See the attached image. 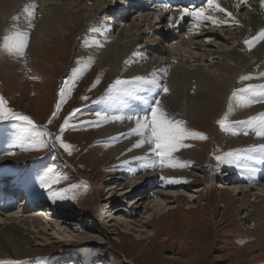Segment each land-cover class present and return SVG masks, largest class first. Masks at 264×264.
<instances>
[{
    "label": "bare ground",
    "instance_id": "1",
    "mask_svg": "<svg viewBox=\"0 0 264 264\" xmlns=\"http://www.w3.org/2000/svg\"><path fill=\"white\" fill-rule=\"evenodd\" d=\"M119 1L124 2L122 5H128L126 12H122L120 15L112 12V9L118 5L116 0H0V27L4 26V36H6L5 34L10 36L15 31L26 32L28 36L32 34L28 49H34L35 52L42 48V45L44 47L46 44H58L60 39L69 38L76 31L82 30L81 32H84L86 37L81 38L77 45L81 46V43L85 42L84 44L89 46L85 55L92 57L102 72L107 70L104 73L110 77L113 78L118 75L123 80L142 76L146 81L158 82L129 84L127 89L132 92L131 96L121 95L111 99H102L105 97L103 96L98 100L97 107L103 108L104 112L117 114L146 112L152 98L160 93L163 104L169 113L181 120L187 118L196 126L207 120L215 119L222 101L228 99L232 100V102L230 101L231 105L241 109L244 120L251 116L257 115L256 117H258L264 114V102L240 106L242 100L258 98L259 92L249 93L247 98L246 93L239 95L240 93L236 92L239 93L236 95L238 97H233L241 76L250 75L254 77V79L242 81L241 84L247 82V85H264V77L260 76V73H264V42L255 44L251 50L248 46L251 38L261 29H264V7L261 6L260 0H245L243 4H240V0H218L221 7L231 12L239 24L232 26L229 21V24L213 25L209 22L195 29L192 28L194 21L191 17L185 16L178 23L174 20L171 25L169 17L178 20L180 9L200 7L205 1L200 5H182L177 2L172 8H167L163 4L142 6L141 3L138 6H133L135 0ZM25 8L29 11L34 10L31 27H29V18ZM206 14L219 21L229 20L223 12L209 11ZM114 26L116 27L114 28ZM161 42L165 43L163 48L158 47ZM17 58L19 59V57ZM30 59L32 61V58ZM18 63L20 65L19 61ZM18 69L20 67L16 66L15 70ZM15 70L12 72L13 74L9 73L8 76L16 75ZM164 86L169 89L167 94L162 92ZM104 124L107 127L104 128L103 126V129L95 132L94 139L109 144L107 149L113 159L118 158L119 160L122 155L127 154L124 160L120 161L123 163L122 169L125 178L118 177V182L113 186L106 185L103 188L106 195L105 199H111L112 193L117 195L118 199H126L131 193L136 194V196L130 200L131 206L128 207L130 210L133 209V213L126 211V209L108 206L109 203H107L104 212L97 221L101 225H105L104 227L108 225L110 227L117 226L119 229L122 227V231L124 227L129 228L131 222L133 225L135 224V227L140 225V228L147 226L155 228L154 225L162 222L163 217L161 216L164 214L171 216L172 210L174 212V210L181 209L180 203L185 201L186 197L180 191L169 193L164 191L168 186L180 185L182 183L181 177L189 173L181 167L172 169L171 167H169L170 169L164 167L162 169L156 167L158 164L155 167L151 165L145 167L144 159L155 160V157L148 156L147 145L140 149H131V145L138 139L135 136H128L129 129L134 124L130 125L127 120L124 122L105 121ZM117 128L118 131H116ZM256 130L255 128V132ZM246 140L249 142L246 147L247 152L244 150L239 152L243 153L242 162L251 166L255 171L250 172L239 166L234 165L232 167L226 164L223 166L224 170L220 172V174L222 173L221 176L217 177L219 181L208 178L205 183L203 182L206 185H201L206 188L208 182L212 181L214 187H211L210 190H216V188L219 191L223 190L219 193L218 199L221 207L225 210L223 213L227 212L230 207H234L232 204L238 202V209L244 213L239 223L242 225L243 221L247 222L250 227L245 231L251 230L255 235H261L264 233V150L259 149L258 146L264 144V138H258L255 133H250ZM233 146L240 147L241 145L236 141ZM175 155L176 157L179 156ZM138 175H141L140 179H137ZM192 176L196 180L204 178L200 177L201 175L196 176V174ZM169 180L175 182H168ZM243 180L245 184L240 183ZM33 183V178L24 177L23 186H16L14 193L18 192L23 198V202L19 203L21 206L17 205L18 207L16 204L10 205L11 199L7 198L8 191L6 189L0 192V200L6 202L5 207L0 209V262L2 264L6 263V261L4 262L5 257L14 248L22 250L23 247H32L30 244L32 237L40 236L43 242L53 240L57 243L62 239L61 232L66 230L61 228L62 224L64 227L68 224L65 214H61L56 220L50 216H43V214L52 215L55 212L54 207L44 204V207H41L39 211H34L33 214H30V211H24L25 200L32 198ZM4 184H7V181ZM151 189H153L152 193L150 192ZM227 189L233 193L235 198H226L227 192L224 190ZM252 190L257 191V193L250 195ZM201 191L203 190L194 189L190 193L197 194ZM189 197L195 198L191 195ZM250 197H254L253 200L249 201ZM40 198L42 199V197ZM41 199L38 197L42 204ZM197 199L198 197H196ZM145 200H148V205L143 207L142 221H133V214L138 213ZM255 200L257 202L254 204ZM225 201L228 205L225 204ZM49 203L52 206V203ZM188 207L185 210L190 213L202 209L195 203ZM249 207L252 208L251 213L247 211ZM9 211L11 214L8 213ZM156 213L161 218L154 222V214ZM255 217L256 221H254ZM115 219L118 221L116 224L114 223ZM79 226L83 227L76 224L74 229L77 231L86 230ZM72 229V227H68L67 232L73 231ZM191 229L193 227H189L187 232L183 231L188 234ZM49 232L51 234H48ZM99 232V230L94 233L87 232L80 239L83 241L97 240L99 236L95 234H100ZM65 236L69 237V235ZM29 250L27 252L35 253ZM23 255H27V253H23ZM9 257L19 258L12 255ZM169 258L172 259V257ZM129 264L133 263L130 262Z\"/></svg>",
    "mask_w": 264,
    "mask_h": 264
},
{
    "label": "rangeland",
    "instance_id": "2",
    "mask_svg": "<svg viewBox=\"0 0 264 264\" xmlns=\"http://www.w3.org/2000/svg\"><path fill=\"white\" fill-rule=\"evenodd\" d=\"M116 1L118 5L124 3ZM3 31L4 26L0 27V97L5 102L3 108L8 118L0 120V175L4 179L2 182L13 180L9 187L15 188L18 185L23 186L24 177L33 178L31 197H39V199L42 197L41 207H44V204L53 207L49 205L51 202L52 205L59 207V212L65 214L68 219V224L65 227L64 224L61 225V228L66 230L61 232L60 242L56 243L53 240L43 242L40 236L32 237V243H30L32 247H23L22 250L14 248L5 257V264H129L130 262L133 264H264V233L255 235L251 230L245 231L250 226L245 221L242 225L239 223L244 213L238 209V202L232 204L234 207H230L227 212L223 213L225 210L218 202L219 193L223 190L219 191L218 188L210 190L211 187H214L212 181L208 182L206 188L201 185L208 178H215L218 165H229L225 162H217L216 156H223L230 151L244 150L247 152L246 147L249 142L246 137L250 133H255V128L246 121L257 115L244 120L241 109L231 105L232 100L228 99L222 101L217 117L211 121L207 120L196 126L187 118H183L188 129L206 134L207 139L188 140L186 143L190 147L176 153L179 156L174 162L188 165L187 169L186 167L182 169H185L189 174L181 177L180 185L168 186L164 192L180 191L186 197V200L180 203L181 209L174 210V212L172 210L171 216L166 214L161 216L163 217L162 222L154 225L155 228L151 226L140 228V225H136V227L138 226L136 228L135 224H132L133 222L130 223L129 228L124 227L123 231L122 227L120 229L117 226L104 227L105 225L94 222L91 214L96 213L100 208L105 210L104 207L107 203H109L108 206L126 209L133 213V209L130 210L128 207L131 206L130 200L136 196L131 193L132 196L130 194L126 199H118L117 195L112 193L111 199H105L103 188L106 185L113 186L118 182V177L125 178L122 169L123 163L120 161L124 160L127 154L122 155L119 160L118 158L113 159L107 149L109 144L94 139L95 132L103 129V126L107 127L104 122L99 125L95 123L98 119L95 113L104 112L103 108L97 107L98 102L96 101L105 96L110 84L116 79L123 80V78L118 75L110 77L104 73L107 70L102 72L96 66L95 60L89 55H85L89 46L84 44L85 42L81 43V46L77 45L81 38L86 37L84 32H81L82 30L76 31L69 38L60 39L58 44H46L44 47L42 45L43 49L40 48L37 52L34 49H28L32 37L30 34L23 59L8 54L3 47ZM164 44L161 42L158 47L163 48ZM37 59L38 61H36ZM18 61L20 65H18ZM16 66L20 67L17 71L15 70ZM79 69H84V71H79ZM14 70L16 75L8 76L9 73L13 74ZM66 78L68 83L64 85L62 82ZM97 80L99 82L95 83V87H93V83ZM241 83L243 82L240 79L235 90L240 93L239 95L244 93L243 89L247 85V82ZM62 86L65 88L64 94L58 96V89ZM248 94L246 93V98ZM82 97L88 99L85 100ZM236 97L238 96L234 98ZM58 102L61 103L59 110L55 107ZM74 109H79V112L69 121V124L76 127H73V130L70 128L62 135L64 137L68 133L74 141V144L67 142L71 145V154H68L59 147L58 143L55 144L54 137L60 134V125ZM54 112H56L55 118L49 122L52 120ZM13 114L29 116L34 121L36 131L29 133L32 126L12 118ZM218 120H224L230 127L222 130L217 123ZM36 132L51 133L52 136L42 137L45 143L41 145L33 139ZM245 132L248 134L245 135ZM236 141L241 145L240 147L233 146ZM234 165L233 163L229 166L233 167ZM156 167L164 168L159 164ZM49 168L53 169L50 174H48ZM223 169L222 167L221 171ZM45 174L51 177L49 181L51 191L40 185L41 177H44ZM195 174L204 178L196 180L192 176ZM140 178L141 175H138L137 179ZM191 179L195 181L190 182ZM215 180L219 181L217 178ZM52 181H58V183H52ZM240 183L245 184V181ZM194 189L203 191L197 194L190 193ZM52 192L62 194L63 198L55 201L50 200L49 195ZM150 192L152 193L153 189ZM224 192H227L226 198H235L229 189ZM256 193L257 191L252 190L250 195ZM190 195L195 198L191 199ZM196 197H198L197 200ZM253 198L250 197L249 201ZM21 201L20 199L15 200L16 206H21L19 204ZM255 202L257 200L254 201V204ZM192 203L199 205V208L202 207V209L194 210L192 213L187 212L185 209L188 206L191 207ZM225 204L228 205L226 201ZM147 205L148 200H145L138 210L139 214H133V221H142L143 207ZM39 209V207L35 208L32 203H26L24 211H30V214H33ZM82 210L87 215H83ZM10 211L9 214H11ZM247 211L251 213L252 208L249 207ZM154 215V222L161 218L158 213ZM256 220L255 217L254 221ZM117 222L115 219L114 223ZM76 224H80L86 230H75L74 225ZM68 227H72L73 231L67 232ZM189 227H193V229L186 234ZM97 230L100 231V234L95 235H98L99 239L94 241L80 239L85 233H94ZM24 234L27 235V233ZM65 235H69V237ZM27 250L35 253H29ZM23 253H27V255H23ZM11 255L19 258H10Z\"/></svg>",
    "mask_w": 264,
    "mask_h": 264
},
{
    "label": "snow or ice",
    "instance_id": "3",
    "mask_svg": "<svg viewBox=\"0 0 264 264\" xmlns=\"http://www.w3.org/2000/svg\"><path fill=\"white\" fill-rule=\"evenodd\" d=\"M245 3V0H240V4ZM260 4L262 7H264V0H260ZM239 7V5H237ZM209 11H219L223 12L229 20L226 21H219L215 19L211 15H207L206 13ZM25 12L27 13V16L29 18V27H31V19L34 18V10L29 11L27 8H25ZM191 17L194 21L192 28H198L206 23H212L213 25L216 24H229V21L231 22L232 26H235L239 24L238 20H235L233 18V14L223 7H221V4L218 2V0H205V3L203 6L196 7V8H182L180 9V17L177 20L174 17H169V23L170 25L175 22H179V20H183L184 17ZM3 47L6 49L9 55H15L17 57L23 58L25 54V50L27 48V42H28V34L23 31H15L12 35L4 36L3 37ZM264 42V29H261L254 37L251 38V40L248 42L249 50L255 44ZM127 63V62H126ZM77 71V70H74ZM79 71H84V69H79ZM261 77H264V73H260ZM240 79L242 81L254 79V77L250 75H244L241 76ZM93 83V87H95V83ZM64 85L68 83L67 78L64 82H62ZM134 83H158L157 81H146L144 77L142 76H136L132 78L131 80H122V79H116L112 84L109 85V88L105 94V97L102 99H111L113 97L117 96H131L132 92L127 89V86L129 84ZM65 91L64 86L60 87L58 89V96H63ZM163 94H167L169 92V89L167 86H164L162 89ZM244 93H256L259 92L260 95L256 99H247L242 100L240 102V106H250L252 103H259L264 102V85H253L248 84L244 89ZM239 93L234 92L233 97L238 95ZM82 99L87 100V97H82ZM98 102V101H96ZM4 100L2 97H0V120L7 119L8 116L6 115V112L3 108ZM56 109L59 110L61 108V103L56 104ZM79 112V109H74L73 112L69 113L67 117H65L64 122L59 127V135H55L54 142L59 144V147L63 149L66 153L71 154V145L69 143L64 142L62 139V135L66 133L67 130L70 128L76 127L74 125H70L69 121L73 119L76 114ZM56 112L53 113L52 120L49 122H52L55 118ZM95 116L98 118L95 122L97 125H99L101 122L105 121H111V122H124L127 120L131 126L128 132V136H135L138 137L135 143L131 145V149H140L143 146H148V156L155 157V160L151 159H144V165L145 167H148L151 165L152 167H155L157 164H159L161 167H186L188 165L183 163L174 162L176 160V153H178L181 149L188 148L190 145L186 143V141L191 139H199V140H206L207 136L204 133L193 131L187 128L186 122L178 119L174 116V114H171L168 112L166 107L163 104V101L161 99L160 93H157L156 96H154L151 100V103L149 105L148 111L143 113H133V114H127V113H109V112H96ZM227 114L225 115L226 119ZM14 119L21 122H26L28 125L32 126V128L29 129V133L36 131L34 121L27 115L23 114H13ZM91 123V122H89ZM217 123L221 127L222 130H226L230 127V125L226 124L224 120H218ZM246 123L252 125L254 128H256L255 135L258 138H264V114H261L258 117H251L249 118ZM245 135L248 133L245 132ZM47 135L48 137H51V133H44V132H36V136L33 137V139L36 140V143H39L43 145L45 141L42 139ZM37 137H40V139H37ZM259 149L264 150V144H261L258 146ZM130 149V150H131ZM215 159L217 162H225L229 165L235 164L236 166L241 167L243 170L246 171H255V169L251 168L246 163H243V153L236 151H230L228 153H225L223 156H216ZM53 169H48V174L52 173ZM45 174L44 177H41L40 185L42 188L47 189L51 191V183L49 182L51 180V177ZM161 179H164V177H161ZM168 182H175L174 180H169ZM52 183H58V181H52ZM63 195L57 192H52L51 195H49V199L55 201L56 199H62ZM2 264V262H0Z\"/></svg>",
    "mask_w": 264,
    "mask_h": 264
},
{
    "label": "trees",
    "instance_id": "4",
    "mask_svg": "<svg viewBox=\"0 0 264 264\" xmlns=\"http://www.w3.org/2000/svg\"><path fill=\"white\" fill-rule=\"evenodd\" d=\"M72 130H73V128H72ZM65 136H68V137H65ZM62 139H63L64 142H66V143L69 142L70 144H71V143L74 144L73 139L69 137L68 133L65 134L64 137L62 136ZM55 144H56V143H55ZM76 145L78 146V144H76ZM78 148H79V146H78Z\"/></svg>",
    "mask_w": 264,
    "mask_h": 264
}]
</instances>
